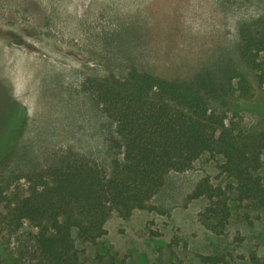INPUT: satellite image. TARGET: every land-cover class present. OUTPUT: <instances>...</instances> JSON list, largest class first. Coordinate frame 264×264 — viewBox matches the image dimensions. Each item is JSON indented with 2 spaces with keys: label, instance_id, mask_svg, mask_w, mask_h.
Masks as SVG:
<instances>
[{
  "label": "rangeland",
  "instance_id": "1",
  "mask_svg": "<svg viewBox=\"0 0 264 264\" xmlns=\"http://www.w3.org/2000/svg\"><path fill=\"white\" fill-rule=\"evenodd\" d=\"M260 21L264 0H0V156L9 153L0 159V245L11 257L4 263L24 264L34 249L36 228L25 222L13 230L1 222L6 198L25 193L28 173L68 152L108 163L113 127L89 79L123 77L135 68L187 81L231 64L264 97V83L239 56L241 27ZM234 120L264 130L258 114L245 111ZM222 162L204 153L190 169L170 171L150 200L161 212L134 210L121 218L112 211L105 235L76 240L77 264H209L200 254L223 255L218 264H251V252L264 264V208L227 192L231 216L216 234L200 220L207 200L188 199L203 178L232 183ZM262 162L264 181V152ZM173 239L179 241L171 247Z\"/></svg>",
  "mask_w": 264,
  "mask_h": 264
},
{
  "label": "trees",
  "instance_id": "2",
  "mask_svg": "<svg viewBox=\"0 0 264 264\" xmlns=\"http://www.w3.org/2000/svg\"><path fill=\"white\" fill-rule=\"evenodd\" d=\"M240 35L239 56L258 83H264V22L243 25ZM88 83L113 127L107 138L108 163L68 152L28 173L24 194L11 192L6 198L1 222L13 230L25 222L36 228L34 249L24 264H77L76 240L94 242L105 235L112 211L121 218L134 210L161 212L150 200L166 175L190 169L204 153L220 155L219 167L232 179L223 187L203 178L188 194V199L207 200L200 213L207 229L223 233L231 216L227 192L238 202L252 200L264 208V181L258 173L264 130L247 129L234 120L245 111L264 117V97L252 93L248 78L237 68L227 64L219 72L204 70L187 81L131 68L123 77L108 74ZM199 258L209 264L225 259L221 254ZM5 259H11L10 254L0 245V264ZM249 261L259 264L260 257L251 252ZM12 262L19 264L17 259Z\"/></svg>",
  "mask_w": 264,
  "mask_h": 264
},
{
  "label": "bare ground",
  "instance_id": "3",
  "mask_svg": "<svg viewBox=\"0 0 264 264\" xmlns=\"http://www.w3.org/2000/svg\"><path fill=\"white\" fill-rule=\"evenodd\" d=\"M38 55V54H37Z\"/></svg>",
  "mask_w": 264,
  "mask_h": 264
}]
</instances>
